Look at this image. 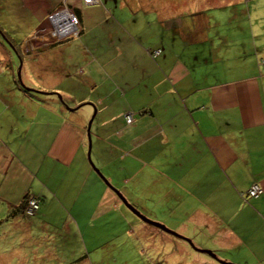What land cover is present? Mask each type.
<instances>
[{"label":"crops","instance_id":"obj_1","mask_svg":"<svg viewBox=\"0 0 264 264\" xmlns=\"http://www.w3.org/2000/svg\"><path fill=\"white\" fill-rule=\"evenodd\" d=\"M105 1L0 0V28L12 41V29L23 34L16 42L22 45L23 80L61 91L59 98L73 106L63 108L55 94L29 97L31 111L24 112L8 98L19 84L0 60V264L29 260L28 246L37 249L43 264H55L42 254L53 246L60 248L59 257L64 253V264H95L98 259L103 264L111 245L118 256L108 264H175L183 254L200 260L198 252L206 253L203 264H264V21L253 20L257 3L241 10L245 21L231 26L237 35L221 31L216 40L204 30L197 32L199 38L181 33L188 43L208 41L205 50L175 38L161 44L138 41L139 54H124L134 61L129 71L121 64L107 70L98 56L89 55L79 65L73 62L72 73L50 69L66 60V50L77 52L73 48L80 45L72 48L73 39H51L48 14L63 2L79 8L82 39L86 29L117 26L113 18H105V26L97 20L110 14ZM129 1L134 17L141 9L144 17H160L163 9L183 7L149 0L135 8L131 4L137 0ZM4 3L24 8L21 22H5ZM214 7L226 15V5ZM111 21L116 25L111 27ZM6 41L0 32L3 50ZM6 68L13 71L11 56ZM67 75L73 81L60 88ZM83 105H89L87 112L71 111ZM127 114L133 116L130 123ZM253 182L262 193L246 197ZM31 195L41 202L25 219L21 206ZM119 195L177 235L142 223L130 227L134 221ZM18 228L27 238L24 250L12 248L14 241L7 238L19 233ZM135 235L156 238L172 249L154 252L146 242L148 262L135 259L127 254L130 249L144 254L142 240L137 247L130 245ZM60 237L63 245L57 242Z\"/></svg>","mask_w":264,"mask_h":264},{"label":"rangeland","instance_id":"obj_2","mask_svg":"<svg viewBox=\"0 0 264 264\" xmlns=\"http://www.w3.org/2000/svg\"><path fill=\"white\" fill-rule=\"evenodd\" d=\"M99 0H97L98 2ZM121 1H124L125 5H121ZM117 2V5L115 4ZM103 3V2H102ZM104 8L109 11V16H100L97 18L98 21H101V26L103 25V22H105L106 19H115L118 21L117 26L113 28H108L107 25L105 28L99 29L95 27L94 29H86V33L82 36V39L80 36H74L72 42L70 43V46L73 48V45H80L79 47L73 48L74 50H66L63 53V56L66 58L64 60L61 59V63L58 61L54 62V66L50 69H56V70H64L66 73H72L74 68H72L73 62L75 64L82 63L85 59H87V55L91 56L93 59L98 56V61L100 64H105L104 68L107 70H110L111 68L116 67L118 64H121V66L125 69V71H129L134 68V61H130L124 54L129 53H140V48L136 45V42L141 41L142 43H145L146 41L159 43L162 42H168L171 38H175L178 40L180 44L187 43V46L191 47H197L199 49L203 48L206 49L207 45L209 44L208 41H205L202 39L201 43H193V42H186L181 40V33H188L191 34L193 37H198L197 32L204 30V33L206 36L211 37V39H216L218 37L219 32L224 31L226 33H231V35L234 33L237 35L238 31L234 28H232V25H236L237 21H245L244 13L241 12V10L246 9V5H253L254 3H257V7L255 8V13L257 16H253L254 22H257V20H263L264 21V0H157L155 1V5H166V4H174L183 6L182 8H175L173 9V12L170 9H163L164 11L162 13H158L160 17H153L148 16L144 17L142 13H144V10L141 9V13L134 17V13L132 11V7H129V0H107L104 2ZM147 5L149 4V0H137L136 3L131 4L133 7L137 8L138 5ZM95 4V3H90ZM214 5L218 6H227V12L224 17H222V13L220 9H217L214 7ZM9 6V9H8ZM11 6V7H10ZM15 4H5L2 7V12L5 13L6 19L5 22L9 23H17L21 22L18 21V19L23 15L24 8L20 7V9L15 10ZM118 6V10L121 9V7L125 6L124 10L122 12H118L116 9ZM236 7L238 9V12L235 13ZM13 8V9H12ZM190 10V12H188ZM252 11V9H251ZM152 15L156 14V12H150ZM8 14V15H7ZM9 16V17H8ZM153 17V18H152ZM259 17V18H258ZM158 21H156V19ZM216 22L222 23L224 26L222 28H216L218 25ZM108 24V23H105ZM242 24V23H241ZM10 25V24H8ZM21 25V24H20ZM111 27H113L114 22L111 21ZM12 26V25H11ZM211 26V27H209ZM124 28L123 31L119 33V30L121 28ZM203 27H205L203 29ZM231 27V28H230ZM162 29V34L160 33V30ZM15 35V39L13 40L14 44L17 45L19 51L22 49V45L16 43L20 38H23V34L21 35V30L18 29H12ZM123 32V34H122ZM109 33L110 39L106 40V35ZM49 35V33H48ZM50 36V35H49ZM160 36H162L163 41L159 40ZM141 37V40L138 38ZM81 39V41H80ZM71 41V40H70ZM10 45V44H9ZM7 44L5 46L6 48L3 50L0 46V60L3 62V68L6 70L7 73H12V82L17 83L16 81V73L18 72V67L20 65V58L16 54V52ZM84 47L86 49H84ZM167 53H169V49H166ZM177 51H181L180 47H176ZM188 52L191 51L190 48H187ZM172 52V51H170ZM22 58H23V53ZM9 56H11L12 61V69L13 71H9L6 68V65L8 64ZM110 58H113V62L108 64L107 60ZM90 66L89 69L95 68ZM20 78L23 82V84L33 89V91L24 92V90L21 87H16L15 85V92L11 97H9L8 93H4L5 95H8V98H11L12 103L13 101L19 102L16 104L18 108L24 110L25 108L27 111H31V108L29 107V97H42L48 99L51 97H54V94H47L45 92H55V95L59 98L61 95V91L56 90H45L42 89V87H39L38 81L34 82V85H29L23 80V77L21 75L22 73V66L19 69ZM65 77L63 80V83L61 84L60 88L63 87V84L65 87H67L68 82L73 81V77L70 79V77ZM67 78V79H66ZM80 78V77H79ZM37 80V79H36ZM38 82V83H37ZM68 88V87H67ZM61 92V93H60ZM66 92V88H65ZM53 95V96H49ZM6 99V97H4ZM7 100V99H6ZM59 102L61 105H63V108L70 110L73 106L67 105V103L62 99L59 98ZM86 102V101H83ZM82 103V102H81ZM80 104V103H79ZM13 109H15L14 106H12ZM70 108V109H69ZM89 109V105H83L79 106L77 110H71L72 112L80 111V110H86V112ZM17 111V109H15ZM22 110H18V112H21ZM93 113V110H92ZM91 113V114H92ZM20 117L22 120H24V117L20 113ZM26 119V118H25ZM88 123V121H87ZM96 171L95 169H93ZM97 174H99L96 171ZM99 176V175H98ZM100 177V176H99ZM101 178V177H100ZM124 204V203H123ZM25 207V203L22 205ZM124 209L128 213L129 217L134 221V224H132L130 227L138 226L136 223H142L144 227L154 229L155 231H158L157 227L153 226L151 223L144 222L142 219L137 217L135 213H133L125 204ZM26 219V218H25ZM153 220V219H152ZM155 221V220H153ZM8 227V225H7ZM169 228V227H168ZM18 230H20L18 228ZM160 230V228H159ZM34 233V231L32 232ZM7 238L14 241V245L12 248L19 247L20 249L24 250L25 245H27V238L23 237L22 231L20 230L19 233H15L12 236H7ZM30 240L34 241V237L28 238ZM138 239L142 240V243L140 246H142V255H140L139 251L130 249L131 251L127 252L128 255H133L135 259L143 260L148 262L147 255L145 254L146 251L148 252V247L146 242H148L150 245L153 246V251L156 250L164 251L165 253L169 252L172 247L171 245H165L163 243H160L156 238L148 239L147 237H138L134 236V240L132 239L131 246L137 247L136 242H138ZM57 242L63 245V239L60 237L57 239ZM30 244V242H28ZM135 243V245H134ZM189 244V243H188ZM131 246H128L126 248H129ZM192 247V246H191ZM196 247V246H195ZM11 248V249H12ZM28 251L26 252L27 255H29V260L22 261V262H4L2 264H43L38 258H36V255H38V252H36L37 249H30L28 246ZM194 248V247H192ZM10 249V250H11ZM109 257L104 261L103 264H108L110 261V258L117 257L118 256V248L111 245L109 248ZM195 249V248H194ZM9 250V251H10ZM60 248L58 246L49 247L48 250L46 248H43L42 254L45 255L47 258L54 260L55 264H64L65 259L61 258L64 256V253L61 252V257H59ZM195 254L196 252H191ZM197 255H200L201 259H197L191 256L183 254L180 256L177 260H175V264H203L202 260L205 259L206 253L204 252H198ZM16 256V253H15ZM108 256V254H107ZM99 263V259L96 261L95 264ZM232 263V262H231ZM71 264H77L71 263ZM81 264V263H79Z\"/></svg>","mask_w":264,"mask_h":264},{"label":"built area","instance_id":"obj_3","mask_svg":"<svg viewBox=\"0 0 264 264\" xmlns=\"http://www.w3.org/2000/svg\"><path fill=\"white\" fill-rule=\"evenodd\" d=\"M86 4L94 3L96 0H84ZM50 28L49 35L50 38L59 41L70 36L78 35L79 27L74 14L71 9H69L64 4L58 9L53 11L48 16ZM159 50L156 51L158 53ZM264 66V61H262ZM127 123L132 122L133 116L130 114L125 115ZM248 195L257 197L262 193V189L258 183H253L247 190ZM39 207V199L37 197H30L27 199L24 212L26 216H32Z\"/></svg>","mask_w":264,"mask_h":264},{"label":"trees","instance_id":"obj_4","mask_svg":"<svg viewBox=\"0 0 264 264\" xmlns=\"http://www.w3.org/2000/svg\"><path fill=\"white\" fill-rule=\"evenodd\" d=\"M65 1V0H64ZM83 3L85 4V1L83 0ZM65 5V6H67L69 9H71V11H72V13L73 14H75L76 15V17H77V24H78V26L80 25V11H79V8L76 10H74L72 7H70L68 4H66L65 2H63L62 3V5ZM0 32L5 36V38L7 39V41H6V43L16 52V54L19 56V58H20V61H22V64H23V58L21 57L22 56V49L19 51V49H18V47H17V45L16 44H14V42L8 37V35L0 28ZM79 33H81V30H80V28H79V31H78V35H76V36H79ZM73 37L74 36H70L69 38H65V39H62V40H59V41H57V42H60V41H66V40H69V39H73ZM18 44H20V43H18ZM50 67H51V65H50ZM53 67V66H52ZM16 76H17V73H16ZM17 79H18V81H17V83L19 84V87H21L23 90H24V92H29V91H33V89H28V87H26L24 84H23V82H22V80L20 79V78H18L17 77ZM49 92L50 91H48V92H46L47 94H49ZM51 93H53V94H55V92H51ZM125 121H126V119H125ZM253 183H257V182H253ZM253 183H251V184H253ZM251 184H250V186H251ZM249 186V187H250ZM248 187V188H249ZM248 190V189H247ZM261 195V194H260ZM259 195V196H260ZM30 197H38L39 198V205H40V202H41V197H39V196H33V195H31V196H28V197H26L25 199H24V202L23 203H25L26 204V201H27V199L28 198H30ZM246 197H250V198H256V197H254V196H251V195H248V193H247V191H246ZM258 197V196H257ZM39 208V207H38ZM24 207L23 206H21V212H22V215L24 216V218H28V216H26V214H25V212H24ZM31 217V216H30ZM192 247H194V248H196L195 247V245L194 244H190ZM197 249V248H196ZM198 250H201V249H198Z\"/></svg>","mask_w":264,"mask_h":264},{"label":"water","instance_id":"obj_5","mask_svg":"<svg viewBox=\"0 0 264 264\" xmlns=\"http://www.w3.org/2000/svg\"><path fill=\"white\" fill-rule=\"evenodd\" d=\"M21 62V61H20ZM20 67H21V63H20V65H19V67H18V72H17V76H18V78H20V73H19V69H20ZM21 79V78H20ZM29 89V88H28ZM46 93V92H45ZM49 93H51V92H49ZM91 120L92 119H90L89 120V122H88V125H87V128H88V130H89V125H90V123H91ZM91 165H93V163H91ZM95 170L99 173V175L103 178V180L105 181L106 179L102 176V174L100 173V171L97 169V168H95ZM120 197H121V199H122V201H123V203L133 212V213H135L138 217H140L143 221H145V222H148V223H151L152 225H154V226H156V227H158V228H160V229H162V230H164V231H167V232H170V233H172V234H175V235H177L175 232H173V231H171V230H169L167 227H165L163 224H161V223H158V222H156V221H153V220H150V219H148L147 217H145L144 215H142L141 213H139V211H137L133 206H131L130 204H128L127 202H126V200L121 196V195H119ZM185 240H187L190 244H191V241L189 240V239H186L185 238ZM202 251H205V252H207V253H210V254H212L209 250H207V249H201ZM213 255V254H212Z\"/></svg>","mask_w":264,"mask_h":264},{"label":"clouds","instance_id":"obj_6","mask_svg":"<svg viewBox=\"0 0 264 264\" xmlns=\"http://www.w3.org/2000/svg\"><path fill=\"white\" fill-rule=\"evenodd\" d=\"M61 5H62V4H60V6H61ZM60 6H58L57 8H55L53 11H55L56 9H58ZM53 11H51L50 13H52ZM50 13H49V14H50ZM49 14H48V16H49ZM74 16H75L76 21H77V17H76L75 14H74ZM47 19H48V17H47ZM47 21H48V23H49V20H47ZM49 26H50V24H49ZM78 27H79V26H78ZM79 28H80V27H79ZM48 33H49V31H48ZM49 37H50V36H49ZM37 198H38V197H37ZM38 199H39V198H38ZM37 210H38V209H37ZM37 210H36V211H37ZM35 213H36V212H35ZM35 213H34V214H35ZM34 214H33V215H34ZM33 215H32V216H33ZM32 216H31V217H32Z\"/></svg>","mask_w":264,"mask_h":264}]
</instances>
